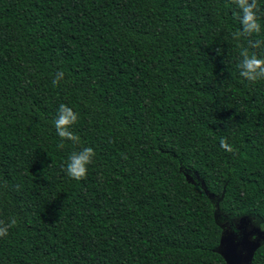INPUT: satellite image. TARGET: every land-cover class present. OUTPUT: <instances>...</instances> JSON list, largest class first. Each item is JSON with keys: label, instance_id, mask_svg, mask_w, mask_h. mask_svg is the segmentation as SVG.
<instances>
[{"label": "trees", "instance_id": "obj_1", "mask_svg": "<svg viewBox=\"0 0 264 264\" xmlns=\"http://www.w3.org/2000/svg\"><path fill=\"white\" fill-rule=\"evenodd\" d=\"M257 4L240 35L232 0H0V264H226L223 225L264 223V77L239 74L264 59Z\"/></svg>", "mask_w": 264, "mask_h": 264}, {"label": "clouds", "instance_id": "obj_2", "mask_svg": "<svg viewBox=\"0 0 264 264\" xmlns=\"http://www.w3.org/2000/svg\"><path fill=\"white\" fill-rule=\"evenodd\" d=\"M233 3L238 5L242 15L238 18L240 23L243 24V32L240 35L247 34H259L261 26L258 23L257 11L258 4L257 0H232ZM242 55L245 57L239 68L241 69L239 74L241 77L248 81L255 82L258 77H264V59L258 58L255 54L249 55V52L245 50ZM63 76V73H58L57 78L53 81L54 84L58 83L59 79ZM78 117L77 114L69 107L61 104L58 109V117L55 120V127L57 134L62 139L71 140L75 143H79V137L74 135L69 129L71 125L76 123ZM221 147L226 151H233V149L227 144L225 139L220 140ZM63 147V144L59 145ZM95 156L94 149L91 147H85L79 152H74L69 157V162L66 166L67 175L76 180L84 179L87 175V165L92 162V158ZM15 219L7 225L3 221H0V236H5L8 233V229L15 225ZM253 223L264 228V223H259L256 219H253Z\"/></svg>", "mask_w": 264, "mask_h": 264}, {"label": "water", "instance_id": "obj_3", "mask_svg": "<svg viewBox=\"0 0 264 264\" xmlns=\"http://www.w3.org/2000/svg\"><path fill=\"white\" fill-rule=\"evenodd\" d=\"M241 218L249 219L250 217L243 216ZM224 225L221 242L216 250L222 254L226 264H253L255 251L262 245L261 239L264 241V230L256 228V232L259 234L258 240L233 241L229 233L224 230Z\"/></svg>", "mask_w": 264, "mask_h": 264}, {"label": "flooded vegetation", "instance_id": "obj_4", "mask_svg": "<svg viewBox=\"0 0 264 264\" xmlns=\"http://www.w3.org/2000/svg\"><path fill=\"white\" fill-rule=\"evenodd\" d=\"M256 228L258 227L252 222L251 217L249 219L241 218L240 220H238L236 224H231L228 222V223H225L224 225V230L226 231V233L227 232L229 233L233 241H242V240L251 241L255 239L258 240L259 234L258 232H256ZM260 229L264 230V228L262 227ZM261 244L264 245L263 239H261ZM258 249L255 251V255ZM255 255H254V258H255Z\"/></svg>", "mask_w": 264, "mask_h": 264}, {"label": "rangeland", "instance_id": "obj_5", "mask_svg": "<svg viewBox=\"0 0 264 264\" xmlns=\"http://www.w3.org/2000/svg\"><path fill=\"white\" fill-rule=\"evenodd\" d=\"M253 219H256L259 223H262V221L260 219H258L257 217L251 216V220L253 222ZM255 224V223H254ZM257 227L261 228L260 226H258V223L255 224Z\"/></svg>", "mask_w": 264, "mask_h": 264}]
</instances>
